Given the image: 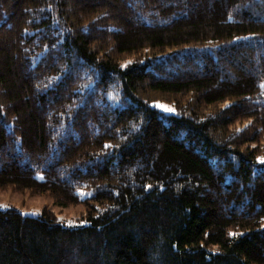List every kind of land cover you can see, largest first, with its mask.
<instances>
[{"label":"trees","instance_id":"1","mask_svg":"<svg viewBox=\"0 0 264 264\" xmlns=\"http://www.w3.org/2000/svg\"><path fill=\"white\" fill-rule=\"evenodd\" d=\"M262 142L264 0H0V189L88 222L0 211V264H264Z\"/></svg>","mask_w":264,"mask_h":264},{"label":"rangeland","instance_id":"2","mask_svg":"<svg viewBox=\"0 0 264 264\" xmlns=\"http://www.w3.org/2000/svg\"><path fill=\"white\" fill-rule=\"evenodd\" d=\"M129 59L123 62L126 65ZM189 98L172 101L171 99L161 98L154 99L152 106L166 115L177 114L178 111L189 106ZM163 106V107H162ZM172 109L173 111H168ZM261 161H264V142H262ZM15 209L24 216L38 217L47 213L53 219L66 227H79L88 224L86 220V208L80 204L77 206H69L67 208L60 207L49 194H35L30 191L20 193L14 188L0 189V211Z\"/></svg>","mask_w":264,"mask_h":264},{"label":"snow or ice","instance_id":"3","mask_svg":"<svg viewBox=\"0 0 264 264\" xmlns=\"http://www.w3.org/2000/svg\"><path fill=\"white\" fill-rule=\"evenodd\" d=\"M163 107V106H162ZM168 111H173L172 109H168Z\"/></svg>","mask_w":264,"mask_h":264}]
</instances>
